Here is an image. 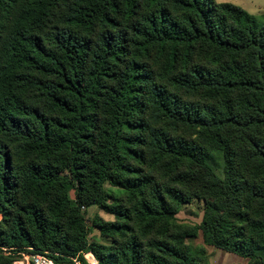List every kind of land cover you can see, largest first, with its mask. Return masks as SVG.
<instances>
[{
	"label": "trees",
	"instance_id": "obj_1",
	"mask_svg": "<svg viewBox=\"0 0 264 264\" xmlns=\"http://www.w3.org/2000/svg\"><path fill=\"white\" fill-rule=\"evenodd\" d=\"M194 169L220 197L191 226ZM92 206L113 219L90 226ZM208 246L264 264V13L0 0V264H210Z\"/></svg>",
	"mask_w": 264,
	"mask_h": 264
},
{
	"label": "rangeland",
	"instance_id": "obj_2",
	"mask_svg": "<svg viewBox=\"0 0 264 264\" xmlns=\"http://www.w3.org/2000/svg\"><path fill=\"white\" fill-rule=\"evenodd\" d=\"M231 1L235 4L247 2L249 4L248 7L253 9L248 11L254 15L260 16L264 13V0H230V2ZM259 8H262V10L259 11ZM213 160L214 156L211 158L210 163L215 167L217 174L223 177L222 167L216 166ZM185 181L193 192L196 191L201 195V198L193 200L192 203L184 204L182 210L177 215V218L178 221L182 224L191 226L198 225L202 222L204 217L206 199H218L220 197L219 189L214 182L207 178L206 173L200 169H194ZM71 196H75L74 192L71 193ZM85 211L86 217L88 219V224L90 226L92 225V220L96 215H100L105 220L113 219L111 215L104 213L96 206L89 207ZM90 239H97L98 241L104 242V240L100 237L99 231L94 227H92ZM188 242L197 247L204 245L201 233L197 238L189 239Z\"/></svg>",
	"mask_w": 264,
	"mask_h": 264
},
{
	"label": "crops",
	"instance_id": "obj_3",
	"mask_svg": "<svg viewBox=\"0 0 264 264\" xmlns=\"http://www.w3.org/2000/svg\"><path fill=\"white\" fill-rule=\"evenodd\" d=\"M217 1L218 2H230V0H217ZM230 3H232V1ZM235 5H238L247 11L253 10L250 7H248L249 4L247 2L236 3ZM259 9H260L259 11L262 10V8H259ZM207 249L209 253V263L210 264H248L249 263L248 258L241 257L237 254L230 253L222 249H217L211 246H208Z\"/></svg>",
	"mask_w": 264,
	"mask_h": 264
},
{
	"label": "built area",
	"instance_id": "obj_4",
	"mask_svg": "<svg viewBox=\"0 0 264 264\" xmlns=\"http://www.w3.org/2000/svg\"><path fill=\"white\" fill-rule=\"evenodd\" d=\"M84 208V207H83ZM83 256L88 264H98V259L92 251L84 252ZM75 264H81L74 259ZM13 264H57L54 259L45 253H23Z\"/></svg>",
	"mask_w": 264,
	"mask_h": 264
}]
</instances>
